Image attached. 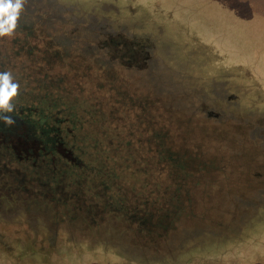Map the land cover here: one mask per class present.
Returning a JSON list of instances; mask_svg holds the SVG:
<instances>
[{"label": "rangeland", "instance_id": "1", "mask_svg": "<svg viewBox=\"0 0 264 264\" xmlns=\"http://www.w3.org/2000/svg\"><path fill=\"white\" fill-rule=\"evenodd\" d=\"M27 1L55 19L54 32L69 28L86 42L148 34L155 42L149 71L176 102L194 118L204 107L252 122L264 143V0ZM201 9L217 16L219 30L196 29ZM7 184L0 177V264H177L183 252L204 249L212 231L214 252L226 242L222 264H264V224L256 232L240 215L233 229L204 226L195 236L189 226L176 239L134 243L133 225L126 231L115 218L94 223L80 204L46 202ZM90 194H81L88 204ZM198 201L196 212H207L208 199L201 194Z\"/></svg>", "mask_w": 264, "mask_h": 264}, {"label": "trees", "instance_id": "2", "mask_svg": "<svg viewBox=\"0 0 264 264\" xmlns=\"http://www.w3.org/2000/svg\"><path fill=\"white\" fill-rule=\"evenodd\" d=\"M54 23L27 1L13 35L0 37V71H11L20 84L10 114L15 123L0 121V140L36 139L42 157L68 164L59 172L53 166L46 170L57 175L53 185L91 187L93 221L102 218L111 225L115 218L126 231L129 225L145 231L141 221L150 204L164 209L162 200L180 187L179 178H169L176 155L164 153L161 145V109L150 107L158 104L156 97L133 90L135 78L128 74L107 71L108 62L115 63L108 45L116 34L86 42L69 28L54 32ZM59 142L68 155L57 151ZM5 165L24 171L16 162ZM36 169L32 174L44 177V170ZM8 179L4 181L12 190ZM80 195L54 192L77 206ZM98 207L104 211L95 214Z\"/></svg>", "mask_w": 264, "mask_h": 264}, {"label": "water", "instance_id": "3", "mask_svg": "<svg viewBox=\"0 0 264 264\" xmlns=\"http://www.w3.org/2000/svg\"><path fill=\"white\" fill-rule=\"evenodd\" d=\"M200 13V20L196 27L198 31L209 33L212 29L214 31L220 29L217 16L213 12L201 9ZM154 47L155 42L148 34L134 35L132 38L123 35L110 38L109 53L115 63L108 62L106 68L111 75L128 74L135 78L131 83L133 90L139 88L144 94L152 92L155 95L158 104L151 103L150 107L155 110L161 109L157 112L161 119L159 129L162 132L160 136L163 151L176 155V165L170 170L169 178L175 180L184 171L189 174L203 172L212 176L217 166L227 161H232L231 174L248 173L251 178L246 180L249 186L236 188L230 194L226 192V187L219 186L213 190L211 182L204 181L202 186L194 185L193 194L186 192L187 194L181 193L162 200L164 209L151 203L141 221L145 231L134 226L130 227L133 228V242L163 241L164 238L176 239L189 226L193 227L194 235L199 236L204 226L229 229L232 228V221L240 220L245 221L247 226H252L256 232H259L263 229L264 220H250L249 216L250 202H256L258 188L264 180V158L258 155L259 149L264 150V143L259 142L260 129L252 122L231 116L221 117L204 107L200 108L199 116L194 118L190 115L181 104L175 101V95H170L157 84V80L149 71L151 50ZM215 143L220 144L221 150H214L212 146ZM62 144L59 142L56 149L66 156L70 152L67 154ZM39 149V141L36 139L11 136L4 142L2 138L0 140V174L5 172L14 181L17 176L22 179L30 175L32 171L26 167V171L9 168L4 166L6 161L26 166L27 163L23 161L29 160L28 163L39 168H43L44 164H51L53 172H59L66 166L64 159L55 157L47 160L42 157ZM52 190L61 194L80 192L84 195V192H91V187L85 185L81 189L78 184L69 182L67 187L56 185ZM250 190L253 192L250 193ZM21 191L30 192V189L23 188ZM48 191L51 192V189ZM198 192H201L200 195L205 196L211 204L210 209L202 214H198L194 209L199 203ZM88 197L91 199V196ZM77 201L81 203L84 211L89 214L93 212L91 206L94 205L88 204L82 197H78ZM102 211L103 209L98 207L94 213L100 214ZM236 215L241 216L240 220L235 218ZM215 235L214 231L208 232L205 235L206 247L188 253L183 252L178 257L177 264H222L229 257L225 251L226 242L221 241L219 252H214L212 246ZM237 262L236 259L231 260V264H237Z\"/></svg>", "mask_w": 264, "mask_h": 264}, {"label": "flooded vegetation", "instance_id": "4", "mask_svg": "<svg viewBox=\"0 0 264 264\" xmlns=\"http://www.w3.org/2000/svg\"><path fill=\"white\" fill-rule=\"evenodd\" d=\"M258 155L260 157L264 158V150L259 149ZM18 165L20 166L21 164H18ZM29 165L34 167L33 169L37 168L36 170H44V172H42V175H44V177L35 176L32 174L33 171H30V175H26L22 179H21V177L17 176L16 178H14V181H13V178H11L10 180L14 182L13 189H16L15 190L16 192H19L23 188H29L30 191L34 192V195H37V197H39L43 201L47 202V201L52 199L54 201V203H56V200L58 202H60V204L66 203V199H60V198L54 196L55 191L52 189H53V187H55V185H53L52 182H54L53 180H57L55 177L53 178V176H57V175L50 174L49 172L46 171V170L50 169L51 168L50 166H52V165L51 164H49V165L44 164V166H42L43 168H39L37 166H34V164L27 163L26 166L21 165L20 167H21V169L23 168V170L26 171L25 167L27 169H32V167ZM65 165H68V164H65ZM4 166H6V165H4ZM232 166H233L232 161H227L225 164L220 165V166L218 165L217 168L215 169L216 171L213 173L212 176H209L208 174H205L203 172H200L198 174H195V173L189 174V173H186L184 171L178 177L179 182H180V187H178L175 190L174 195L177 196L178 194L180 195L181 193L187 194L186 192L193 194V192L195 190L193 188L194 185L202 186L204 181H210L211 182L210 185L218 183V184H220V186L226 187L225 190L229 194L231 192H233L234 189H236V188H243V187L245 188V187L249 186L246 183V180L249 177L251 178V175L248 173H246V174H242V173H235L234 174V173H232L231 174L230 169ZM235 166H237V165H235ZM17 169L20 171L19 168H17ZM240 169H242V168H240ZM4 174H5L4 179L9 178L8 174H6L5 172H4ZM0 177H3V176H0ZM170 179H172V178H170ZM61 181H63V180H61ZM5 184H7V182L4 181V185ZM62 186L67 187L68 185L64 182V184ZM5 187L8 188V186H5ZM50 189H51V192L48 191ZM243 192H244V190H243ZM249 192L252 193L253 190H250ZM249 192H246V193H249ZM200 193L201 192H198L199 195H200ZM63 195H65V193ZM207 208H208V210L210 209V207H207ZM204 210H207V209H204ZM103 211H104V209H103ZM91 214H89V213L86 214L88 220H91V222H94V223L103 222L102 218H100L99 222L93 221L92 220L93 215H91ZM250 216L252 217V219H255L258 221L264 220V180H263L260 188H258L256 202H253V201L250 202Z\"/></svg>", "mask_w": 264, "mask_h": 264}, {"label": "clouds", "instance_id": "5", "mask_svg": "<svg viewBox=\"0 0 264 264\" xmlns=\"http://www.w3.org/2000/svg\"><path fill=\"white\" fill-rule=\"evenodd\" d=\"M27 0H0V37L12 36ZM20 84L11 71H0V121L11 126L15 123L12 103L19 93Z\"/></svg>", "mask_w": 264, "mask_h": 264}]
</instances>
